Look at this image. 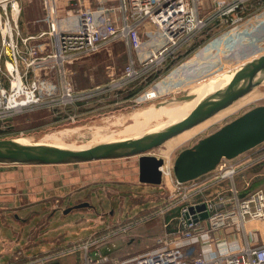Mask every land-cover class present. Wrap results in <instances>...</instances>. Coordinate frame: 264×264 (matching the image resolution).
<instances>
[{
  "label": "built area",
  "instance_id": "2783aa9c",
  "mask_svg": "<svg viewBox=\"0 0 264 264\" xmlns=\"http://www.w3.org/2000/svg\"><path fill=\"white\" fill-rule=\"evenodd\" d=\"M25 1L0 0V139L6 138L3 134L16 117L28 111L63 110L115 87L126 89L140 76L160 72V77L163 66L172 61L185 67L194 58L190 47L205 32L211 35L194 51L200 55L220 43L229 58L264 54V24L257 15H244L253 0H210L206 12L205 0H44L48 27L37 34L20 28ZM259 4L261 15L264 2ZM116 41L129 47L127 67L116 77L110 73L108 85L77 91L69 65ZM174 160L163 159L164 195L152 210L117 226H104L108 232L103 236L11 264H52L79 252L84 264H264V240H253L258 234L254 226L264 223V189L243 194L235 182L264 161V149L236 163L224 158L215 170L185 182L175 178ZM226 181L230 185L224 188ZM157 218L162 219V233L155 236L154 246L131 258L113 259L98 247L107 238Z\"/></svg>",
  "mask_w": 264,
  "mask_h": 264
},
{
  "label": "rangeland",
  "instance_id": "374dc122",
  "mask_svg": "<svg viewBox=\"0 0 264 264\" xmlns=\"http://www.w3.org/2000/svg\"><path fill=\"white\" fill-rule=\"evenodd\" d=\"M30 2L32 1L25 3L23 11L26 12L25 22H29L30 30H34L38 27L36 24L39 25V23L35 20V15H31L30 13V9L32 8V5H29ZM262 2L264 0H253V3L244 11V15L246 17L257 15L260 24H264V14H259V3ZM211 3L210 0H205L204 7L209 9ZM22 24L23 19L21 18V28ZM247 27L250 28L249 26ZM210 35L209 32H205L202 38L190 47V50H193L192 56L194 58L185 67L179 68V64L177 65L175 61H172L163 66L164 68L161 69L162 75L160 77V72H154L147 77L140 76L131 82L130 86L126 89L114 86L115 88L110 91L101 92L90 100H82L81 102L67 106V108H63V110L53 109L51 111L47 108H38L28 111L21 114L19 119L15 120L14 124L5 130L3 136L25 137L34 141L52 140L57 136L59 137L58 139L62 140V143L94 144L106 140L108 137L119 139L123 136H129L147 127L156 125L166 117V112H173L179 105L176 104L174 109L171 110L170 106L160 107L158 103L192 92L194 87L210 83L252 60L251 56L253 54L243 58H229L227 48L222 46L221 43L207 52H202L201 55L198 52H194L198 50L196 46L205 41ZM247 57L249 58L248 60L246 59ZM130 59L129 47L123 41L113 42L110 46L90 53L71 63L69 65L71 81L75 84L77 91L91 89L96 85H108L111 82L109 74L113 72L115 77L120 75L122 70L129 64ZM138 74L140 75L141 73ZM154 81L157 84L153 86ZM252 92L258 93L261 97L247 102L233 113H227L221 120L218 119L208 125L199 124L201 132L198 134L196 132L188 137L185 136L182 140L189 139L188 141L171 149L168 148V152L171 151L169 156L163 155L162 158H176L182 149L191 146L199 138L217 130L220 126L250 108L264 104V84ZM147 93L149 96H155L156 94L157 96L148 98L146 97ZM166 149V145H162L153 149L152 153L161 157L162 152ZM89 163H80L77 167L76 165H72L69 167L74 168L64 170L70 173L67 178L73 179L77 177L80 182L79 177L81 176L83 182L87 183L86 187H91L95 190L93 192V201L98 210L94 209L93 211H96L98 215L103 214L105 216L101 219V223L105 226V229L108 226H117L128 219L139 218L156 207V204L163 198L162 186L145 184L139 181L138 158L136 156ZM63 167H60V169ZM59 180L61 181L60 183L65 182L61 176H59ZM59 180L55 178V181ZM72 187L79 188V185ZM53 196L55 197L45 201L51 202L54 208L61 207L65 197ZM59 215H61V212L56 216ZM91 215L94 216V213ZM80 216V213H75L69 215L68 218L77 219ZM112 218L116 221L120 220V222H106V220L110 221ZM57 221H55V224L59 225V227L62 226L60 224L62 220ZM149 224L151 225V223ZM84 226H88L86 221ZM128 241L123 240L120 245L117 244V246L110 248L118 255L116 259L123 260L131 253V248L133 247L129 246ZM69 243L66 241L60 243V240H58L56 244L59 245L55 247L60 248ZM142 245L144 244H141L140 247H143ZM138 247L137 245L134 249L136 250Z\"/></svg>",
  "mask_w": 264,
  "mask_h": 264
},
{
  "label": "crops",
  "instance_id": "0c3cea01",
  "mask_svg": "<svg viewBox=\"0 0 264 264\" xmlns=\"http://www.w3.org/2000/svg\"><path fill=\"white\" fill-rule=\"evenodd\" d=\"M28 1H32L29 3L30 6L32 5L30 13L35 15V20L39 25L36 24L38 27L30 30L29 22H25L26 12L22 11L23 24L20 28L25 34H37L48 27L46 22L47 8L44 0H27L26 2ZM96 1L111 3L117 0ZM70 2L73 1L70 0ZM25 3L23 7H25ZM67 3L68 1L64 4L67 5ZM207 10L205 9V12ZM19 117L20 115L15 120L17 121ZM262 149H264V143L234 159H230V161L232 163L243 161L251 153ZM79 164L0 165V264L24 262L26 256L30 254L41 255L53 251L57 249L55 246L59 245L56 244L58 240H60V243L66 241L72 244L90 237L107 234L108 231L102 230L104 225L101 223V219L105 216L103 214L98 215L96 212L98 209L94 205L93 192L95 190L86 187L87 183L83 182L81 176L79 177L80 182L77 177L71 178L72 180L67 178L70 173L64 169L74 168L69 166L76 165L77 167ZM62 166L64 167L60 169ZM59 176L63 177L64 184L60 183ZM243 177L246 178V183H243ZM55 178L59 181H55ZM237 179V182L236 180L235 182L243 194L258 188L264 189V161L249 167L245 174L241 173L237 176ZM76 185H79V188L72 187ZM229 185L230 182L226 181L221 186L226 188ZM53 195L65 197L61 207L54 208L51 202L45 201L55 197ZM94 209L96 211H93ZM59 212H61V215L56 216ZM75 213H80V218H68L69 215ZM92 213H94V216L91 215ZM57 220H62L60 221L62 226L59 227L55 224ZM85 221L88 229L84 226ZM119 221L114 218L110 221L106 220L108 223ZM146 225L141 224L131 232L107 238L98 247L103 254L116 259L118 255L110 248L117 246V244L120 245L123 240H129L128 244L133 248H131L132 251L126 258H131L137 253L153 247L155 236L162 233L161 218L149 221ZM254 228H257L258 234L253 236V240L255 238L264 240V223L261 226H254ZM71 232L73 233L70 234ZM141 244H144L143 247H140ZM137 245L139 247L135 250L134 247ZM19 251L22 253L19 254ZM52 264H84L83 254L80 252L67 254Z\"/></svg>",
  "mask_w": 264,
  "mask_h": 264
},
{
  "label": "water",
  "instance_id": "95a60500",
  "mask_svg": "<svg viewBox=\"0 0 264 264\" xmlns=\"http://www.w3.org/2000/svg\"><path fill=\"white\" fill-rule=\"evenodd\" d=\"M16 8L19 15V2L16 3ZM230 73H233V77L227 85L202 99L183 119L153 127L154 129L149 132L94 144H53L54 142L34 141L25 137L1 138L0 165L79 164L136 156L139 181L160 185L162 183L160 166L163 164V158L153 154L152 150L208 120L263 85L264 54L227 74ZM224 77L222 75L214 82L221 81ZM191 97L192 93H187L174 99L179 101ZM262 143L264 104L250 108L217 130L199 138L191 146L182 149L174 160V176L180 182L197 179L215 170L222 159H234Z\"/></svg>",
  "mask_w": 264,
  "mask_h": 264
},
{
  "label": "bare ground",
  "instance_id": "6f19581e",
  "mask_svg": "<svg viewBox=\"0 0 264 264\" xmlns=\"http://www.w3.org/2000/svg\"><path fill=\"white\" fill-rule=\"evenodd\" d=\"M248 58V57H247ZM239 64V63H237ZM234 66V65H233ZM233 71V70H232ZM219 72V71H218ZM220 73V72H219ZM218 74V73H217ZM233 73H230L229 75L226 73V75L224 74V78L221 80V81H218V82H210V83H205V84H202L198 87H194L192 92H189V93H192L193 97H191L190 99H185V100H179V101H176L175 99H170V100H166V101H163V102H160L158 103V106H170L171 110L174 109V107L176 106V104H179L177 106V108L171 112V111H168L165 113V118L158 124L156 125H153L151 127H147L145 128L144 130L138 132L139 134L140 133H144V132H149L151 131L152 129H154L153 127H158V126H164V125H167V124H170L174 121H177V120H180V119H183L186 115H188L190 113V111H192L196 105L202 100L204 99L205 97L209 96L210 94L218 91L219 89L223 88L225 85H227L229 83V81L232 79ZM228 75V76H227ZM261 96L258 94V93H255V92H252L250 94H248L247 96L237 100L235 103H233L231 106L225 108L224 110H222L221 112L217 113L216 115H214L213 117L209 118L208 120L202 122L201 124L202 125H208L218 119H222L227 113L229 112H234L235 110L237 109H240L241 107H243L247 102H250L256 98H260ZM228 111V112H226ZM160 112V111H159ZM171 112V113H170ZM226 112V113H225ZM201 126V125H200ZM187 131V132H186ZM184 132H182L181 134L171 138L170 140H168L164 145H166V150H164L162 153V156H168L169 153L171 152H168L169 149L179 145V144H182L186 141H188L189 139L187 140H182L185 136H190L194 133L198 134L199 132H201L202 130L200 129V127L197 125L193 128H191V130H186ZM137 133V134H138ZM136 134V133H135ZM70 137V136H69ZM50 138V137H49ZM59 137L55 136L54 139L52 140H48L46 139L45 141H47V143H52L54 142L53 144L55 143H62V140L58 139ZM108 139V140H107ZM106 140H102L101 142H106V141H114V140H117V139H111L110 137H108ZM23 139H21L22 141ZM25 141V140H23ZM43 141V140H42ZM169 148V149H168ZM168 152V153H167Z\"/></svg>",
  "mask_w": 264,
  "mask_h": 264
},
{
  "label": "trees",
  "instance_id": "16d2710c",
  "mask_svg": "<svg viewBox=\"0 0 264 264\" xmlns=\"http://www.w3.org/2000/svg\"><path fill=\"white\" fill-rule=\"evenodd\" d=\"M237 177H236V182H237ZM242 180V179H241ZM243 181V183L245 182L246 183V179H244V180H242ZM237 186H238V184H237Z\"/></svg>",
  "mask_w": 264,
  "mask_h": 264
}]
</instances>
